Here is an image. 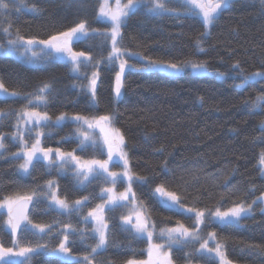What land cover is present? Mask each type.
Returning <instances> with one entry per match:
<instances>
[{
	"label": "trees",
	"instance_id": "1",
	"mask_svg": "<svg viewBox=\"0 0 264 264\" xmlns=\"http://www.w3.org/2000/svg\"><path fill=\"white\" fill-rule=\"evenodd\" d=\"M99 2L84 0L81 7L70 5L68 0H25L27 7L17 12L15 3L18 0H15V3L10 4L8 16L0 18V43L7 44L2 28L9 27V24L13 37L19 30L26 38L34 36L39 39H47L51 34L66 30L81 19H87L92 28L105 31L110 25L95 19ZM33 5L39 9L38 12L30 11ZM203 31L205 29L199 17H152L146 15L143 8L137 10L129 18L126 28L122 29L124 44L129 50L164 58H168L165 56L167 53L181 60L194 58L206 61L207 71L193 73L186 70L178 76L169 77L145 72L141 63L132 61L135 67L127 73L123 94L119 99L114 98L113 92L115 70L110 71L107 67L100 70L101 83L95 103L85 90L73 86L86 84L87 81L78 79L71 72L70 65L64 63L43 62L33 67L14 56H0V82L9 91L18 90L22 93H33L44 82L51 83L53 87L47 108L40 107L37 110H46L53 120L61 113H67L70 117L77 113L89 117L115 115V126L121 129L127 139L131 167L152 181L151 186L134 187V191L148 207L152 222L157 225V232L161 227L175 226L177 220L188 225L192 221L156 202L151 191L157 184L167 182L169 190L182 192L186 205L198 201L196 206L213 209L218 204L227 209L241 201L246 206L264 194V175L260 165L264 141L257 139L261 136L259 122L264 119V113L252 114L244 103L264 89V81L249 83L240 89V70L232 67L239 61L246 74L264 70V12L260 9L259 0H232L210 27V34L204 42L206 52L193 56L194 41ZM98 42V39L80 42L76 50H90L99 58L98 48H88L89 44ZM108 50L110 48L103 52L105 57ZM94 70L88 69L89 74ZM219 73L224 75L220 76ZM27 103V98L23 97H0V109L12 112V115L0 119V133L4 135L7 147V152L0 156V197L33 190L43 192L48 180L57 182L60 195L66 196L69 202L87 195L94 197L82 213L58 215L47 208L48 200L41 195L31 219L34 223L62 222L40 241L55 247L63 238L62 235H56L63 223L70 222L78 228L86 227L91 232L92 225H83L80 215H86L89 208L102 202L95 197L105 185L94 180L81 189L71 167L60 174L59 168L49 169L40 163L31 175L22 176L18 172L22 160L11 159V154L19 148L11 137L15 131V113ZM77 127L76 123L69 121L62 127L45 129L51 131L52 135L44 139L42 146L53 149L60 147L63 151L76 149L79 143L76 138ZM34 139L33 132L29 143L34 142ZM161 148L163 151H160ZM76 154L85 159L94 156L106 159V153L101 155L94 152L90 146ZM165 161L167 169L162 167ZM113 170L121 169L114 167ZM125 185H119L117 190L123 191ZM263 207L264 201L257 203L252 215L243 219L239 226H212L205 229V233L216 231L226 239V250L233 264H264V213L260 211ZM128 211L117 208L107 214L112 224L110 244L106 252L96 257L95 264L100 261H104V264H126L129 259L148 258L147 240L134 241L130 232L122 231L119 227L121 215H127ZM6 218L5 213L0 217V224ZM0 239L10 245V235L0 233ZM71 239L73 253L80 257L90 253V246L96 243L91 238L81 241L79 235ZM38 240V237L29 234L23 242L35 244ZM210 246L214 245L210 243ZM198 247V243L176 246L171 250L173 264H189L186 253ZM32 264H60V261L41 253L33 259ZM191 264H205V261L193 256Z\"/></svg>",
	"mask_w": 264,
	"mask_h": 264
},
{
	"label": "snow or ice",
	"instance_id": "2",
	"mask_svg": "<svg viewBox=\"0 0 264 264\" xmlns=\"http://www.w3.org/2000/svg\"><path fill=\"white\" fill-rule=\"evenodd\" d=\"M11 3H15V0H0V18L8 16ZM68 3L83 7L84 0H68ZM231 3L232 0H126V2L115 0L113 6L109 0H100L95 19L110 25L107 30L98 31L91 27L87 19H81L66 30L51 34L47 39H39L34 36L26 38L20 34L19 30L13 37L10 31L11 24H9V27L2 28L7 44L0 43V56H16L30 65L43 62L70 65L73 75L87 81L86 84H74L73 86L80 87L90 94L94 103L97 101L101 83L100 70L102 67H107L110 71L115 70L113 92L114 98L119 99L123 94L126 75L135 67L132 61L141 63L145 72H156L169 77L178 76L186 70H191L193 73L207 71L206 61L194 58L181 60L167 53L165 56L168 58H164V56L146 55L129 50L124 44L122 29L126 28L129 18L137 10L143 8L145 14L152 17L165 15L199 17L205 31L194 41L193 56H198L206 52L204 42L210 34L208 29L214 25L220 14ZM259 5L261 11L264 12V0H259ZM26 7L25 0H18V3H15L17 12ZM30 11L38 12L39 9L33 5ZM93 39H98L99 42L94 45L89 44L88 48H98L99 58L90 50H76V45L80 42ZM109 48L105 57L103 52ZM232 67L234 70H240L241 82L238 85L240 89L245 88L249 83L264 81V70L246 74L239 61L235 62ZM90 68L95 70L89 74L88 69ZM219 75L224 74L219 73ZM52 87L51 83L44 82L35 92L22 93L18 90L9 91L4 83L0 82V97H23L28 100L23 109L15 113V131L11 138L13 143H18L19 148L17 152L11 154V159L22 160L17 169L22 176L31 175L36 165L43 163L49 169L59 168L60 174H63L69 167L73 168L75 179L81 189L86 188L92 181L99 180L105 186L100 188L95 198L102 202L89 208L86 215H80V222L83 225H92L91 232H88L86 227L78 228L70 222L63 223L56 233V235H62L63 238L58 245L52 247L49 243L40 241H43L44 237L51 234L53 229L62 222L59 220H54L52 223L33 222L31 214L40 203L41 195L48 200L47 208L56 211L58 215H71L72 212L82 213L83 208L88 206L94 198L92 195L69 202L66 196L60 195L57 182L48 180L43 192L33 190L29 193L17 192L0 197V217L5 213L7 217L0 224V233L11 237L10 245H6L4 240L0 239V264H32L33 259L41 253L58 259L60 264H95L96 257L106 252L110 244L112 224L110 223L111 217L107 214L117 208L129 209L127 215L120 217V229L130 232L134 241L146 239L148 245L146 260L129 259L126 264H173L172 249L177 245L187 246L197 243L198 248L186 253L189 264L193 256L200 257L205 264H215V262L232 264L226 250V239L220 237L216 231L205 233V229L212 226L220 228L230 225L239 226L243 219L252 215L254 206L264 201V194L246 206L241 201L227 209H224L222 204H218L213 209L207 206H196L198 201L186 205L182 192L169 190L168 183L162 182L151 191L156 202L165 209L184 216L192 223L186 225L177 220L175 226L161 227L157 232V225L152 222L148 207L134 191V187L151 186L152 181L149 177L136 173L131 167L127 139L121 129L115 126V115L89 117L77 113L70 117L67 113H61L53 120L46 110H37L40 107L47 108ZM200 99L203 102V97ZM244 103L250 113H264V89H260L258 95L245 100ZM10 115H12L11 111L5 112L0 109V119ZM69 121L78 125L76 138L79 143L76 149L63 151L60 147L53 149L42 146L44 139L52 135L51 131H45V129L59 128ZM259 129L261 136L257 139L264 141V119L259 122ZM96 130H99V138L95 136ZM33 132L35 139L30 144ZM4 139L3 133H0V156L7 152ZM64 139L66 138H62ZM89 146L101 155L106 150L107 158L99 159L94 156L85 159L76 154L77 151L84 152ZM160 151H163V148ZM260 165L262 175H264V153L260 155ZM114 167H119L121 170L114 171ZM162 167L167 169V161ZM124 183L127 184L124 190L117 191L118 186ZM260 211L264 213V208ZM29 234L38 237L39 240L35 244L24 243L23 241ZM74 235H79L81 241L89 238L96 241L90 246V253L82 257L74 255L71 239ZM210 243L214 246H210ZM165 248L169 251H164ZM99 264H104V261H100Z\"/></svg>",
	"mask_w": 264,
	"mask_h": 264
},
{
	"label": "rangeland",
	"instance_id": "3",
	"mask_svg": "<svg viewBox=\"0 0 264 264\" xmlns=\"http://www.w3.org/2000/svg\"><path fill=\"white\" fill-rule=\"evenodd\" d=\"M124 2H126V0H124ZM109 3L111 4V5H115V0H109ZM208 31H209V29H208ZM14 57H16V56H14ZM17 59H19V60H21L24 64H27L26 62H24L22 59H20V58H18V57H16ZM41 63H39V64H36V65H30V64H27L28 66H33V67H37V66H39ZM70 69H71V66H70ZM72 72V71H71ZM78 126V125H77ZM95 136L97 137V138H99V136H100V133H99V130H96V132H95ZM105 153H106V150H105ZM106 158H107V155H106ZM72 171L74 172V169L72 168ZM127 186V184L125 185V187ZM117 191H119V190H117ZM120 191H122V190H120ZM264 208V207H263ZM178 246V245H177ZM148 247V246H147ZM164 251H169V249H167V248H165L164 249ZM146 253H147V249H146ZM217 264H218V262H217ZM233 264V263H232Z\"/></svg>",
	"mask_w": 264,
	"mask_h": 264
}]
</instances>
